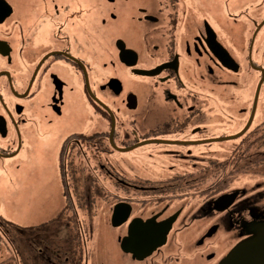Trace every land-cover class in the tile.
<instances>
[{"label":"flooded vegetation","instance_id":"obj_1","mask_svg":"<svg viewBox=\"0 0 264 264\" xmlns=\"http://www.w3.org/2000/svg\"><path fill=\"white\" fill-rule=\"evenodd\" d=\"M44 151L12 264H220L264 224V0H0V158Z\"/></svg>","mask_w":264,"mask_h":264},{"label":"rangeland","instance_id":"obj_2","mask_svg":"<svg viewBox=\"0 0 264 264\" xmlns=\"http://www.w3.org/2000/svg\"><path fill=\"white\" fill-rule=\"evenodd\" d=\"M54 151H44L41 155V160L38 155H28L25 157V161L19 162H11L8 164L7 162L1 160L0 158V217L11 222L13 215L17 214V208H23L24 203L27 204V208H29V204L27 203V199L24 196L23 188L19 186L21 182L28 183H36L39 184L41 176L44 177L47 181L51 178H54L53 175L55 170L53 168V172L50 169V160L52 161L54 157ZM23 156V155H22ZM18 166V167H17ZM10 168V173L5 171V168ZM17 167V168H14ZM23 168V175L20 176L16 169ZM33 193L35 197H42L43 193L40 189H33ZM36 204L37 201H35ZM26 212V210H24ZM41 218H34L29 221V223L40 222ZM63 221V220H62ZM2 223V222H1ZM3 226V223L0 224ZM1 231V227H0ZM66 231V230H65ZM93 237L96 241L94 246L95 254H100V257H104L105 259H110V253H118L117 244H110L108 242L110 239L111 233H109V229L105 223H100L94 226L93 229ZM9 250L2 247L0 245V264H12V255ZM193 264H199L197 260H193Z\"/></svg>","mask_w":264,"mask_h":264},{"label":"crops","instance_id":"obj_3","mask_svg":"<svg viewBox=\"0 0 264 264\" xmlns=\"http://www.w3.org/2000/svg\"><path fill=\"white\" fill-rule=\"evenodd\" d=\"M16 170L18 171L20 176L23 175V168H19ZM19 186L24 189L23 193L25 198L28 200L27 203L29 204V208L26 209L27 204L25 203L23 208H17L20 211H18L17 214H12V223L14 222L22 226L39 224L41 222H44L46 219L51 218L61 205V198L55 196V193L44 195L43 192L41 193V199L40 197L33 198L34 196H36L33 193V189H40L41 191H44V189H41V187L36 183L21 182L19 183ZM26 196H28V198ZM35 201H37L38 204H36ZM24 210H26V212ZM35 217L41 218L42 220L36 223H29V221L34 219Z\"/></svg>","mask_w":264,"mask_h":264},{"label":"water","instance_id":"obj_4","mask_svg":"<svg viewBox=\"0 0 264 264\" xmlns=\"http://www.w3.org/2000/svg\"><path fill=\"white\" fill-rule=\"evenodd\" d=\"M165 232L166 230L163 231ZM249 232L252 236L237 244L220 264L264 263V224H256L255 229Z\"/></svg>","mask_w":264,"mask_h":264},{"label":"trees","instance_id":"obj_5","mask_svg":"<svg viewBox=\"0 0 264 264\" xmlns=\"http://www.w3.org/2000/svg\"><path fill=\"white\" fill-rule=\"evenodd\" d=\"M3 223V226L0 225L1 227V232L4 231L6 233L11 232L13 230H17L19 232V235L22 237V239L24 240L27 237L34 238V239H41L42 236V228L46 227V225L49 224V222L51 221H45V223H39V224H35V226H18L15 223H11L5 219H3V217H0V224Z\"/></svg>","mask_w":264,"mask_h":264}]
</instances>
